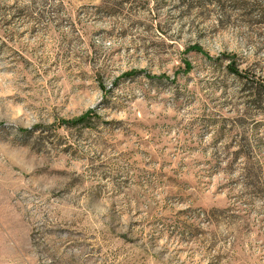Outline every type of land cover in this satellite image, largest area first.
Wrapping results in <instances>:
<instances>
[{"label":"rangeland","instance_id":"1","mask_svg":"<svg viewBox=\"0 0 264 264\" xmlns=\"http://www.w3.org/2000/svg\"><path fill=\"white\" fill-rule=\"evenodd\" d=\"M228 56L264 83V0H0V264H264Z\"/></svg>","mask_w":264,"mask_h":264},{"label":"trees","instance_id":"2","mask_svg":"<svg viewBox=\"0 0 264 264\" xmlns=\"http://www.w3.org/2000/svg\"><path fill=\"white\" fill-rule=\"evenodd\" d=\"M190 51H194L197 52L199 54H203L202 50L198 47H192L190 48ZM207 59H211L208 58V56H206ZM228 60V65L226 67L227 71L231 74L234 75L236 78H238L240 81H242V87L243 89L246 88L247 90H250L252 95L255 94L256 95V103H264V83L263 82H259V81H253V80H249L247 75H242L241 72L239 71L237 65L235 64V62L233 61V57L232 56H228L226 58ZM187 70L189 69V66L187 65ZM88 113L79 117L76 120L70 121V122H64V125L67 126H76L79 124L84 123L87 119H88Z\"/></svg>","mask_w":264,"mask_h":264}]
</instances>
